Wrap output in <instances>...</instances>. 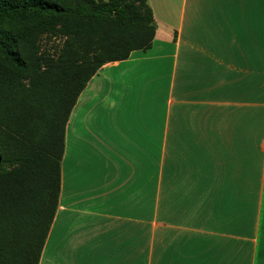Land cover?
<instances>
[{"label":"crops","instance_id":"1","mask_svg":"<svg viewBox=\"0 0 264 264\" xmlns=\"http://www.w3.org/2000/svg\"><path fill=\"white\" fill-rule=\"evenodd\" d=\"M147 4L69 115L38 264H264V0Z\"/></svg>","mask_w":264,"mask_h":264},{"label":"trees","instance_id":"2","mask_svg":"<svg viewBox=\"0 0 264 264\" xmlns=\"http://www.w3.org/2000/svg\"><path fill=\"white\" fill-rule=\"evenodd\" d=\"M155 30L147 0H0V264L39 263L77 98ZM44 35L63 39L55 59L37 57Z\"/></svg>","mask_w":264,"mask_h":264},{"label":"rangeland","instance_id":"3","mask_svg":"<svg viewBox=\"0 0 264 264\" xmlns=\"http://www.w3.org/2000/svg\"><path fill=\"white\" fill-rule=\"evenodd\" d=\"M62 44L63 39H61L60 37H54V35L41 36L38 42L37 57L39 59H55L58 56Z\"/></svg>","mask_w":264,"mask_h":264}]
</instances>
